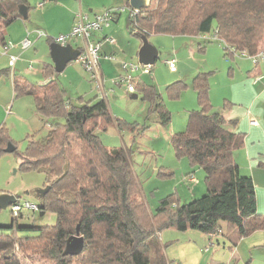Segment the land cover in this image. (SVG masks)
<instances>
[{
  "label": "trees",
  "instance_id": "16d2710c",
  "mask_svg": "<svg viewBox=\"0 0 264 264\" xmlns=\"http://www.w3.org/2000/svg\"><path fill=\"white\" fill-rule=\"evenodd\" d=\"M20 6L26 12L29 9L27 0H0L1 48L7 42L5 28L23 19ZM130 13L128 29L139 37L215 33L225 53L264 54V0H151L147 7ZM44 72L53 78L43 84L31 82L9 67L0 70V76H10L14 99L33 97L41 119L62 117L64 123L45 122L44 138L29 136L24 153L17 152L0 125V155L11 145L21 169L45 170L52 177L46 181L48 190L39 197L35 211L53 212L56 220L48 226L18 224L15 220L20 211L13 214L11 224L0 226V264H168L158 239L163 230H197L217 236L224 224L220 235L231 245L264 228L253 180L240 174L233 158L245 135L231 129L235 120L211 110L205 74L193 79L200 110L191 111L185 129L170 136L174 155L203 170L205 192L184 204L175 193H169L150 212L140 195L129 150L120 147L112 152L97 134L111 125L120 130L127 124L111 115L104 98L84 101L80 97L72 104L65 98L53 66L45 64ZM178 83L167 87L171 95H178ZM135 88L150 101L158 124L168 125L170 113L155 87L137 82ZM129 128L133 130V126ZM75 235L83 239L81 252L63 254L66 241Z\"/></svg>",
  "mask_w": 264,
  "mask_h": 264
},
{
  "label": "rangeland",
  "instance_id": "374dc122",
  "mask_svg": "<svg viewBox=\"0 0 264 264\" xmlns=\"http://www.w3.org/2000/svg\"><path fill=\"white\" fill-rule=\"evenodd\" d=\"M45 1L27 0L30 19L14 20L5 28V33L19 34L21 23L29 27L28 20L38 16L32 14L39 8L38 2ZM82 1L83 10L88 12V9H91L93 14H102L109 9H120L115 18L110 20L109 25L103 28L108 32L112 31L107 37L115 42L105 47L107 56L99 58V69L104 70L102 77L106 96L104 98L100 94L88 72L75 60L71 61L61 73H56L57 80L64 89L65 98L72 104H75L80 97L84 101L104 98L111 115L127 124V127H122L120 130L115 125H111L105 131H97V134L105 147H124L129 150L131 165L140 184L138 187L142 188L140 195L144 199L143 191L149 211L153 212L158 200L169 193L175 192L180 202H188L191 193H195V190L191 192V186L196 182H199L198 187L203 190L196 193L195 198L201 197L205 192L203 170L199 167H191L185 158H177L170 145V136L185 129L189 113L200 110L193 79L201 73L206 76L211 110L237 121L239 131L246 134L242 147L234 150L233 158L240 174L252 177L257 213L264 216V80L254 84L255 74H249L251 71H257L264 77V58L259 59L255 64L254 59L249 55L238 51L225 53L219 39L206 41L200 37V34L196 36L149 34L146 38L147 42L156 49L158 55L151 64V72L142 74L139 78L141 84L146 83L155 87L170 113L168 125L161 126L157 122V115L151 109L150 101L144 99L139 87L133 92L137 97L131 98V93H127L124 86L113 85L109 80L123 73L119 66L121 61L138 60L137 52L141 39L128 29L130 9L129 4L127 5L128 0ZM63 18L67 23L69 15L64 8ZM39 38L45 41V37ZM69 42L80 46L79 40L70 39ZM45 46L48 51V45ZM109 49L113 51L108 52ZM27 50L28 57L22 56L16 61L14 71H21L34 83H42L43 76L35 75L33 71L40 69L38 61L41 59V54L45 53V49L35 56L29 53V47ZM1 51L0 46V69L9 67L8 57L2 55ZM108 56H112L113 59H107ZM171 58L176 65L175 72H171L167 66V61ZM27 65H31L32 69H29L31 72L22 69ZM176 82H179L178 95L174 93L171 95L167 87ZM0 99H4L6 103V112L0 116V125L7 130L18 153L25 152L29 136L34 139L44 138L48 129V124L45 122L64 123L62 117L41 119L36 113L34 99L31 96L22 95L14 99L10 76L0 77ZM250 119L254 123L250 124ZM130 126H133V130L129 128ZM249 127L256 129L249 134ZM19 163L20 159L13 152H3L0 155V195H11L18 204L29 202L39 206L40 198L37 191L43 189L47 184L46 181L51 180L52 177L45 170H23L19 167ZM159 170L173 174L158 175ZM191 176L194 177L192 182L188 181ZM19 213L20 217L15 220L18 224L48 226L55 224L56 220L54 213L50 211L42 215L39 211L31 210H21ZM12 219L14 216L10 205L0 209V226L11 224ZM236 250L239 258H232L231 252ZM210 253H216L211 264H264V228L254 230L238 239L235 244L230 245L225 240L224 244H220V249L211 248Z\"/></svg>",
  "mask_w": 264,
  "mask_h": 264
},
{
  "label": "crops",
  "instance_id": "0c3cea01",
  "mask_svg": "<svg viewBox=\"0 0 264 264\" xmlns=\"http://www.w3.org/2000/svg\"><path fill=\"white\" fill-rule=\"evenodd\" d=\"M39 4H41V5L39 6ZM127 4H129V0H128ZM38 6H39V8H37V10L35 12H32V14H36L38 16H34L33 20H28L29 27H27L25 24L21 23L20 24L21 31L19 32V34H16V35L12 34L11 35V34H6L4 32V36H5V40L7 42H12L13 44H15V47L8 50V54L16 55L18 57V59L16 61H18L22 56L28 57V54H27L28 50L27 51H26V49H25V51L22 50L20 48V45H19V43L25 38H28L31 42V47H29V53H32L33 56L37 55L39 53V51L45 49V53L41 54V57H40L41 59L38 61L40 64V69H36L35 72L33 71V74H35V75L41 74L43 76L44 80L42 81V83H39V84H43L49 78L52 77V76L46 77L45 72H44V65L45 64L53 66L51 58H50V54H49V45L51 43L49 41H47L46 38L44 39L45 41H43L42 38L37 37V35H35V33H34L35 30H41L42 32H44L49 37H55V36H58L61 34H66L69 32V30L73 24L75 14L78 11L85 12V10H83L84 4H83L82 0H68V1L46 0L45 2H38ZM63 8L68 12V15H69L67 23L65 20L63 21V19H64L63 18ZM86 13L89 15V17H93L95 15L92 13L91 9H88V12H86ZM26 15H27L26 20L30 19V10L29 9L26 12ZM117 18H118V16H117ZM16 20H18V19H16ZM109 33L112 34V31L108 32V31L102 29L100 32H96L93 36V39H95V40L97 39L101 42V56H103V57L107 56L106 55L107 49L105 47L112 45V44L108 43L106 40H104V37H107ZM45 44L48 45V51L46 50L47 48H46ZM68 44L71 45V47L73 49H76V50H79L80 46H81V44H80V46H76L72 42H69ZM110 51H113V50L109 49L108 52H110ZM157 55H158V53H157ZM137 58H138V52H137ZM169 60H174V59L171 58ZM14 66H16V65H14ZM66 66H65V68H66ZM7 68L8 67H4V68H1L0 70L7 69ZM14 68L15 67H13V69H12L14 73L21 75V76H24L27 79L29 78V77L23 75L21 71L15 72ZM22 69L25 71L31 72V70H29V69H32V68H31V65H29V66L27 65V67L22 68ZM171 72H175V71H171ZM253 72H255V73H253ZM253 72L251 71L249 74H255L254 78L256 76H262V75H259L258 74L259 72H257V71H253ZM55 73H57V72H55ZM100 73H101V76H104V70L103 69L102 70L100 69ZM4 76H6V75H2L0 77H4ZM55 76L57 77V75H55ZM141 76L142 75H140L139 77H141ZM102 79H103V77H102ZM138 80H139V83H141V81H140L141 79L139 78ZM263 80H264V77L262 76V79L260 81H263ZM260 81L254 82V80H253V83L254 84L260 83ZM103 82H104V80H103ZM11 87H12V83H11ZM105 96H106V94H105ZM258 96L259 95H257V97ZM5 112H6V103H5L4 99H0V116H2ZM219 114H221V113H219ZM221 115L226 120H232V118H228V117L224 116L223 114H221ZM250 121H251V119L249 120V122ZM250 124H251V122H250ZM239 128L240 127L237 125V121L233 127L231 126V129L238 131V132H240ZM254 129H256V128L249 127L248 133L250 134L252 131H254ZM108 149L112 152H116L117 150L120 149V147H113V148L109 147ZM250 170H252V169H250ZM192 178L194 180L193 176H192ZM198 184H199V182H196L195 184H193L191 186L192 187L191 192L195 190V193H191V196L187 200L190 201V200L194 199L195 194L198 192H201L203 190V188L198 187ZM140 188H141V186H140ZM141 190H142V188H141ZM142 195H143L144 200L148 206V202H147L146 196L144 195L143 191H142ZM178 198H179V196H178ZM180 203L184 204L183 202H180ZM223 227H224V224H221V229H220L219 235H217V236L215 235L214 237H209L208 235H206L200 231H197V230H186V231L181 232V231L167 229V230L161 231L158 234V239L160 240L161 244H163L164 256H165L168 264H211L214 255H216V253H214V254L210 253L211 248L217 247L220 249V244L225 243L224 238L220 235ZM164 244H165V246H164ZM215 252H218V250H215ZM231 254H232V256H231L232 258L238 257L237 256L238 250H236L235 252L232 251Z\"/></svg>",
  "mask_w": 264,
  "mask_h": 264
},
{
  "label": "built area",
  "instance_id": "2783aa9c",
  "mask_svg": "<svg viewBox=\"0 0 264 264\" xmlns=\"http://www.w3.org/2000/svg\"><path fill=\"white\" fill-rule=\"evenodd\" d=\"M41 4H39L40 6ZM139 10L130 8L129 13L132 15ZM120 12L118 10H106L102 14H95L93 17H89L86 12L78 11L74 16L73 24L66 34H61L55 37H49L41 30H35L37 37H47L51 40V43H56L61 46H65L69 43V40H79L80 49L79 55L75 59V62L78 63L86 72H88L90 79L94 82L96 89L100 94L105 96V89L103 84V79L99 69V58L101 57V42L99 40L93 39V36L96 32H100L103 28L109 25L110 20L114 19L115 16ZM200 37L203 40L218 39L215 33L213 34H200ZM108 43L113 44L114 40L110 37H104ZM20 48L22 50L27 49L31 46V42L28 38L23 39L20 43ZM15 47V44L12 42H6L5 45L1 48V53L8 57L9 68L13 69L16 60L18 57L14 54H8V50ZM254 59L255 63H258L259 59L264 58L262 52L258 53L256 56L251 57ZM107 59H113L112 56H108ZM120 68L123 73L112 79H110L113 85H122L125 87L127 93L133 94L135 92V85L139 82V76L142 74H149L152 70L151 64H142L138 61L136 62H126L121 61L119 63ZM167 66L169 70L175 71V62L174 60L167 61ZM262 76H256L254 82L260 81ZM251 124L254 123L253 120L250 121ZM193 181L192 176L188 179ZM11 212L17 214L21 210H37L35 204L24 202L23 204L12 203L10 205ZM218 233L220 230L217 231ZM216 233H209V237H214Z\"/></svg>",
  "mask_w": 264,
  "mask_h": 264
},
{
  "label": "water",
  "instance_id": "95a60500",
  "mask_svg": "<svg viewBox=\"0 0 264 264\" xmlns=\"http://www.w3.org/2000/svg\"><path fill=\"white\" fill-rule=\"evenodd\" d=\"M149 5V0H129V6L132 9L140 10ZM19 14L23 19H26V8L25 6L19 7ZM141 46L138 50V62L142 64H153L157 51L156 49L147 42L145 37H140ZM49 54L54 67L55 72L60 73L63 71L65 66L71 61L75 60L79 55V50L73 49L71 45L67 44L65 46L58 45L56 43H51L49 45ZM131 98H136L137 95L132 94ZM13 147L8 145L4 152H12ZM48 187H44L41 190L37 191L38 197H42ZM15 202V199L11 195L1 194L0 195V209H5L7 206L11 205ZM42 215V213H40ZM77 233V232H76ZM83 245L82 237L77 235L68 238L66 241V247L64 249L63 254L69 255H78L81 252Z\"/></svg>",
  "mask_w": 264,
  "mask_h": 264
}]
</instances>
